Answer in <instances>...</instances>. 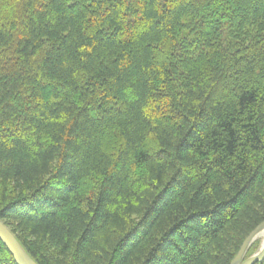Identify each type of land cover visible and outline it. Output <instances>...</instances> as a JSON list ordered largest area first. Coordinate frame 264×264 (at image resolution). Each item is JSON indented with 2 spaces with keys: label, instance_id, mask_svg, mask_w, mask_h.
<instances>
[{
  "label": "trees",
  "instance_id": "1",
  "mask_svg": "<svg viewBox=\"0 0 264 264\" xmlns=\"http://www.w3.org/2000/svg\"><path fill=\"white\" fill-rule=\"evenodd\" d=\"M0 220L38 264H231L264 222V0H0Z\"/></svg>",
  "mask_w": 264,
  "mask_h": 264
},
{
  "label": "water",
  "instance_id": "2",
  "mask_svg": "<svg viewBox=\"0 0 264 264\" xmlns=\"http://www.w3.org/2000/svg\"><path fill=\"white\" fill-rule=\"evenodd\" d=\"M263 237L260 250L249 259L244 260L248 249L254 242ZM0 241L13 256L16 264H38L22 247L11 229L0 220ZM264 261V222L259 225L244 241L240 251L231 264H256Z\"/></svg>",
  "mask_w": 264,
  "mask_h": 264
},
{
  "label": "rangeland",
  "instance_id": "3",
  "mask_svg": "<svg viewBox=\"0 0 264 264\" xmlns=\"http://www.w3.org/2000/svg\"><path fill=\"white\" fill-rule=\"evenodd\" d=\"M260 239H261V240H263V238H262V237H261Z\"/></svg>",
  "mask_w": 264,
  "mask_h": 264
},
{
  "label": "bare ground",
  "instance_id": "4",
  "mask_svg": "<svg viewBox=\"0 0 264 264\" xmlns=\"http://www.w3.org/2000/svg\"><path fill=\"white\" fill-rule=\"evenodd\" d=\"M263 238V237H262ZM247 254V253H246Z\"/></svg>",
  "mask_w": 264,
  "mask_h": 264
}]
</instances>
